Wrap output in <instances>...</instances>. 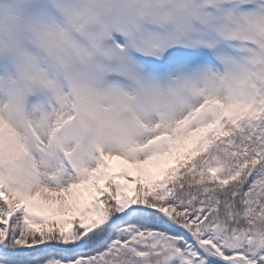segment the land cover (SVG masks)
<instances>
[{
  "label": "snow or ice",
  "instance_id": "obj_1",
  "mask_svg": "<svg viewBox=\"0 0 264 264\" xmlns=\"http://www.w3.org/2000/svg\"><path fill=\"white\" fill-rule=\"evenodd\" d=\"M0 264H264V0H0Z\"/></svg>",
  "mask_w": 264,
  "mask_h": 264
}]
</instances>
